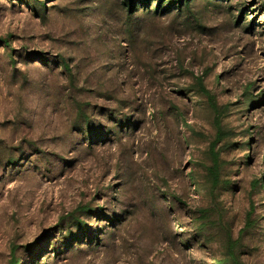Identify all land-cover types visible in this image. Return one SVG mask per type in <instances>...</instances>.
<instances>
[{
	"label": "rangeland",
	"instance_id": "rangeland-1",
	"mask_svg": "<svg viewBox=\"0 0 264 264\" xmlns=\"http://www.w3.org/2000/svg\"><path fill=\"white\" fill-rule=\"evenodd\" d=\"M0 264H264V0H0Z\"/></svg>",
	"mask_w": 264,
	"mask_h": 264
}]
</instances>
